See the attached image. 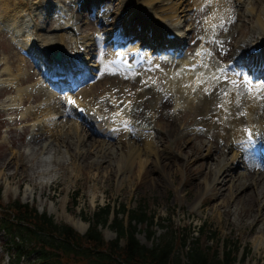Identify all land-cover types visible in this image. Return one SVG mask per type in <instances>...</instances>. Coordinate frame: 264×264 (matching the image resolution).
Returning <instances> with one entry per match:
<instances>
[{
	"label": "rangeland",
	"instance_id": "374dc122",
	"mask_svg": "<svg viewBox=\"0 0 264 264\" xmlns=\"http://www.w3.org/2000/svg\"><path fill=\"white\" fill-rule=\"evenodd\" d=\"M62 1L64 0H39L41 5H47L48 3H51V5L48 9H43L42 11L27 8L29 12L22 10L16 12V14L19 17L23 15V17H27L31 21L28 28L25 27L31 34H35L37 31L45 35H59L63 32L65 34V30L58 27L63 25V21L54 12L55 3L61 5ZM199 1L201 2L198 3ZM247 1L235 0V12L232 16H234L236 24L239 25L242 18L246 20V24L241 26L236 35L248 34L251 25H255L250 15L245 14L238 18V13L248 10L249 2ZM28 2L34 5L37 0H28ZM176 2L188 5L189 8L184 10L181 17L187 16V18H190L187 23L192 22V26H194V30L190 31L187 23L183 25L185 31V42L183 44L185 43L186 45L192 40L189 37L190 34L199 36L194 46L195 53L201 49L203 35H210L209 31L213 32L210 37L213 36L217 40L220 39L218 35H215L218 30H211L212 28L209 29L205 24L210 8L215 10L219 8V5H222L220 0H214L213 3L207 5V10L202 13H194V11L202 5H206L205 0H177ZM186 4L184 5L187 6ZM226 6L228 5H224V8H227ZM75 8L74 6L71 9L72 13H75ZM85 10H80V14ZM97 10V6L94 7L90 17L94 16ZM261 10L262 8H260ZM13 12L14 10L9 11V13ZM24 13L26 16H24ZM16 14L11 19H14ZM3 18L0 16V21ZM110 19L112 21V17ZM89 20L90 18L83 14V20L80 23L82 26L79 25L74 30L66 29L69 34L82 35L87 40H90L91 36H95L98 41L95 49L92 45H89L81 50L84 53L81 57L83 60H81L80 65L88 72V77L92 79L89 82H81L71 93L82 105L87 103L91 108L94 107L103 111L99 115L103 122H111L112 116L110 114H116V112L131 117L132 109L138 104L135 101L141 93L138 89L141 90L142 87H145V83H149L141 84V81H139L140 78H143L142 74L145 69H139L133 76L139 79L132 81L130 84H127L126 77H128V74H125L123 79L117 77L110 80L105 79L103 74L105 72L109 73V68L107 60H104L103 50L106 48L104 47L105 42H103L102 36L107 33L109 26L101 21L96 22L97 20L94 18V22L88 28L85 24ZM197 22L204 26L202 31L195 26ZM187 25L188 29H186ZM22 28L24 26L18 22L11 23L9 27H4V23H2L0 27V159L1 156L9 154V158L14 160L18 152L21 151V158L17 160L16 165L10 167L0 166V188L2 190L0 202L3 206L11 203L14 199H19L21 202L35 205L38 212L45 211L55 222L66 223L70 226L72 225L67 220L70 218L76 220L79 216L85 223V231L89 226V216L98 207H102L107 203L111 206H116L118 211H121L120 207L122 204L124 205L123 208L128 211L144 205L147 213L154 215L155 220L151 225L144 221H135V236L146 246H152L172 234L177 239V236L181 233L187 236L188 245L196 242L200 248H204L209 254L214 250L221 253L224 247H231L234 250L231 253L235 255L234 264H264V231H255V229L250 231L248 225L237 227L234 224L237 220L236 214H233L234 206L232 204L229 205L232 214H224L223 207L214 210L212 206L215 201L210 200L211 193L198 182L208 176L206 165L207 163L213 164L215 159L211 158L212 155L214 157L218 155V153H214L215 147L221 146L222 151L224 148L226 149L227 146L224 147L225 144L221 145L222 141L220 139H216V144H218L216 146L209 144V152L204 147L201 150L203 157L198 158L194 165L189 167L187 163L189 162L188 159L191 160L192 158V151L188 147L173 146L175 144V136H169L167 123L165 122L161 127V133L157 132L151 138L153 143L158 144L159 149L164 152L165 156L170 157L174 161L167 160L162 167L171 173L172 181H169L164 176L163 171L158 168L152 151L146 153L145 156H148L146 163L138 164L135 168L131 167L121 150L122 147L129 145V133H113L109 128L105 129V134L100 135L98 138L104 140L105 147L117 152L112 156V163H119L122 166L119 170L120 172L117 171L110 175V165L106 161L100 162V158L97 159L98 153H89L84 160L78 159L76 156L73 160V152L68 151L64 143L60 142L56 136L60 132L61 125L59 124L65 123L66 120L74 119L67 114L60 117H57V114L53 115L55 105L62 104L64 96L56 97L58 100L61 98V103H55V99L50 100L51 104L54 105L52 107L53 111L44 110L45 112L42 113L38 110L43 107L44 98L47 94V91L44 90L47 87L45 83L46 77L43 76L44 67L39 55L33 53L27 57L19 52L18 43L16 42L18 38L14 31H20ZM242 30L245 32H242ZM225 35L231 37L232 34L231 32H225ZM57 49L60 50V48ZM188 49L185 50L186 55L179 59L184 63L189 60L188 57L193 56L192 51ZM207 61L211 65L217 59L213 55L209 60H205V62ZM201 73L199 70L182 81L181 87L189 89L185 91L184 95L192 94L196 90L198 86L196 79ZM32 83L34 86L31 89L30 85ZM21 87L26 88L27 92L24 94L21 92V96L25 100L24 103L20 101L18 96L20 93L17 91ZM86 88H88L87 91H85ZM257 88L260 89L257 94L258 98L264 93V80H259ZM48 92L50 93V91ZM148 93H145L144 99L149 96ZM51 94L54 96V93L51 92ZM37 95L38 97H36ZM148 99L151 102L154 98L149 96ZM107 101L112 104L110 107L106 106ZM176 101L179 102L181 109L185 107L182 97L175 93L171 102L175 104L173 105L175 114L178 108ZM137 102H140V98ZM71 107L74 111L73 104L69 108L71 109ZM166 111L167 109L164 107L161 112L165 113ZM51 112L52 116H48ZM96 113L98 114L99 112ZM188 115L187 112H184L175 116L177 117L175 124L183 126L182 130L184 133H188V136L181 138V140L190 139L193 143L205 142L208 139L206 135L209 134V131L206 128L203 129V125H197V127L199 126L198 131L202 132V136H197L196 133L191 132L194 129L192 126L196 123V118L194 114ZM50 117L53 118L54 122L49 119ZM80 123L81 121H79ZM256 123L258 122H253V124ZM72 137L74 151L77 149L83 150L84 147L79 142V137L76 134H73ZM130 140H133L132 136ZM140 142H142V139ZM49 143L53 147H41V145H48ZM171 144L173 152H170V148H168ZM179 150H182L183 156L187 152L188 156L185 160H182L181 157L177 158L176 154H178ZM222 151L220 150V153ZM235 151L237 152L236 149L230 148L225 152L227 156H230ZM90 160H94L95 164H87ZM61 163L64 164L62 165L63 168H60L61 173H59L57 168L60 167L59 164ZM238 163V166L235 163L232 164L233 173L244 171L240 161ZM21 165H24L25 170L34 177L36 180L34 183L28 179L19 180ZM48 169L51 173L48 175L44 174L43 171H48ZM12 172H14V175L11 178H7ZM54 175L57 179L52 180ZM31 188L32 195L29 194ZM225 192L228 191L226 190ZM245 198L247 202L252 200H249L247 195ZM201 199L203 205L199 207V200ZM262 203L264 204V200H262ZM260 206L259 204L258 208ZM246 207L244 204L240 206V215L244 213V210L247 209ZM257 213H259V210H257ZM118 217L124 224H128L129 214L119 212ZM72 227L76 229L74 226ZM200 227H203L204 230H201ZM100 229L105 240L116 237L115 228L114 226L112 227L111 223L109 225H100ZM211 231L216 233V237L213 240L210 238ZM148 232L151 234L149 235ZM7 240L8 236L4 231L0 230V264H38L33 253L25 255L16 262L13 250L11 254L10 251H7L9 246H7ZM123 240V237H120V242H123ZM234 242L235 246H237L236 248L233 246ZM258 243L260 245L257 248L256 245ZM177 247L180 246L177 245ZM187 251V247L176 249L174 256L176 254L182 262H186Z\"/></svg>",
	"mask_w": 264,
	"mask_h": 264
},
{
	"label": "bare ground",
	"instance_id": "6f19581e",
	"mask_svg": "<svg viewBox=\"0 0 264 264\" xmlns=\"http://www.w3.org/2000/svg\"><path fill=\"white\" fill-rule=\"evenodd\" d=\"M77 1L79 0H68L66 3H70V5L75 6ZM104 1L105 2H103V0H81L79 5L85 8L89 6H98L99 10L97 11L96 16H92L93 18H96L97 21L108 23L111 21L110 17H112V22L115 27L125 26L126 29H123L121 38L126 42H130L133 35H138L141 39L150 43L169 41L165 35L167 31H174V33H178L177 36L179 39L178 37L175 38L178 39L177 44L183 43V40H185L183 25L189 22L190 18H187V16L182 18L181 15L184 10L189 8L186 3L184 4L187 6L183 3L180 4V2H176L177 0ZM200 2L201 1L198 3ZM220 2L222 5H219V8H216L215 10L214 8H210L205 24L209 29L212 28L211 30H213L211 25H219L223 20V27L215 28L218 30L215 35H218L221 40H217L216 38H213V36L210 37L213 32L209 31L210 35H203L200 47L201 49L203 48L212 51L218 58L219 62H223L222 60L225 59V64L228 60L234 59V57L241 56L247 58L250 64L245 70L246 72L242 71L245 72V74L241 72V67L236 62L239 67V72L235 73L227 70L229 71L227 72V76L222 79H218L216 77H205L203 79V83H201L199 88L195 91V94L193 92V94L184 95L185 91L189 89L181 87L183 83L182 81L189 77L190 74L193 73V70H196L194 68V64L201 60L200 56H195L193 61H186L190 64V70H183V74H180L175 70H164L160 64L152 62L149 66H144L146 70L142 74L143 78H140L139 81H141V84L145 82L149 83H145V87H142L141 90L138 89L141 93L135 101L138 104H136L135 108L132 109L131 117H127L125 114L121 113H119V115L110 114L112 116L111 122H103L102 119L99 118V115H101L103 111L95 109L94 107L91 108L90 105L84 102L86 107L83 106V108L87 118L82 119V121L80 120L81 123L79 124V122H77L79 121L78 114L76 112L73 113L72 108L70 109L69 107L71 104H75L76 109V106L82 104L78 103L72 95H65V103L63 102L58 106L55 105L53 115L57 114V117H60L67 114L74 120H66L65 123L59 124L61 125L59 129L60 132L57 134L56 138L60 142L64 143L68 151L73 152V160L76 156L78 159L84 160L87 154L98 153L97 159L100 158V162L106 161L110 165L109 173L112 175L122 168L119 163H112V156L117 152L113 149L105 147L104 140L99 139L98 137L100 135H104L105 129L108 128L113 133L123 131L122 125L124 124L123 122L126 121L127 126L124 128V131L125 133L129 132V137L131 139L132 136L133 140L131 141L128 139L129 145L127 147H122L121 150L127 159L126 161L129 162L128 164L135 168L138 164L146 163L148 161V156L146 157L145 155L146 153L152 151L154 158H156L158 168L163 171L164 176L169 181H172L173 177L168 170H165L162 167L166 164L167 160L171 162L174 161L171 160L170 157L165 156L164 152L159 149L158 144L153 143L151 138L152 135L160 132L161 127L165 122L167 123V132L169 133V136H175V144H173V146L188 147L192 151V154L190 153L192 158L191 160L188 159L189 162L187 163L189 167H192L198 158L201 156L203 157L201 150L204 147L206 148L205 150L209 152V144L216 146L218 145L216 144V139H220L222 141L221 145L225 144L224 147L227 146L226 149L224 148L222 151L221 146L215 147L214 153H218V155L217 157L212 155L211 158L215 159L213 164L207 163L206 165L208 176H205L198 182L204 189L211 193L210 200L212 199L215 201V204L212 206L214 210L223 207V213L229 215L232 214V211L229 208V205L232 204L234 206L233 214H236L237 220L234 224L237 227L248 225L250 227L248 228L250 231L253 229H255V231H264V204H261L262 200H264V170L259 164L252 162L248 157L247 152L250 147L246 144L247 136L249 135L246 130H250L251 133L253 132L254 134H259L261 136L264 135V93L260 97L256 98L255 94H257V84H252L249 80L247 82V79L251 75L263 74L264 72V68H262V65H264V1L248 0V10L238 13V18L239 16H244L246 14L250 15V17H252L251 20L255 22V25H251L248 34L242 33L240 35L236 34H238L241 26L246 24V20L242 18L241 23L239 25L236 24L233 18L234 16H232L235 12V0H220ZM49 5L50 3L47 5H33L27 3L26 0H0V16L4 17L3 20L0 21V27L2 23H4V27H9L11 23L16 22L23 25L24 28L20 31H16L15 33L18 37V41L16 42L20 44V47L27 46L30 53H36L42 56L46 63H51L52 57L50 56V50L57 47H60L62 51L65 50L69 53L79 52V49L75 47L78 42H81V44L85 43L87 46L92 45L94 49L96 48L98 41L95 36H91L90 40H87L84 36H71L69 34H64V32L59 35H45L43 33H39V31L35 34H31L27 31L28 29L24 30L25 27L28 28L31 21L27 17H23V15L19 17L16 12H20L22 10L28 11V9H47ZM224 5H228L226 6L227 8H224ZM260 5L261 7H259ZM202 8L204 9L203 11H201ZM260 8H262L261 11ZM10 10H14V12L9 13ZM206 10L207 6L202 5L199 8H196L194 13H202ZM15 14V18L11 19ZM213 14L214 18H212ZM75 15L77 17H72V19L76 21L73 23L77 26L79 23L78 19L81 18V14L78 11ZM24 16H26V14ZM208 20L211 22H206ZM93 22L94 19H90L86 22L85 26L90 28V24ZM147 23L150 24L151 27L148 26ZM187 24L189 25V30L193 31V23L191 22ZM136 25L140 26L139 30H136ZM188 25L186 29H188ZM195 26L200 31L204 29V26L199 22H197ZM111 30L115 31V28ZM111 30L108 34H103L105 35L103 37V41H108L112 34L115 35L116 38L119 37V33H112ZM225 32H231V37L225 35ZM242 32L245 31L242 30ZM189 37L192 38V40L187 43V48L191 51L199 39V36L190 34ZM171 42L172 45L173 43H176L175 41ZM253 45L260 47L261 52L258 57L248 54V49ZM39 47H41L42 50ZM103 53L104 56L109 55L108 67L110 70L109 73L105 72V74H103L105 79L110 80L114 77L123 79L124 74H129V76L126 77L127 84L139 79L132 76L135 75L134 73L137 68L125 71L110 63L109 58L112 54L111 49H104ZM67 61L71 60L67 59ZM225 64H223V69L225 68ZM258 66H260L261 69H259ZM66 70L70 71L69 68ZM45 71H48V68H45ZM82 76L84 75L82 74ZM248 83L250 85L249 88H247ZM57 85L62 86L63 84L59 82ZM33 86L34 85L32 83L30 88L32 89ZM87 89L88 88H86L85 91H87ZM44 90L47 91L44 98L45 102L42 105L43 107L38 109L42 113L46 110H52V107H54L50 101L51 99H54L53 94L48 92L49 88L47 87L44 88ZM17 91L20 93L18 94L20 101L24 103L25 100L21 94L27 93L26 88L21 87L18 88ZM147 92H149V96H153V101L149 102V96H146L144 99V95H146L145 93ZM175 93H178L179 96L182 97L185 104V107H182L183 109H181L179 102L176 101V106L178 107L176 114L180 115V113L184 112H187L189 115L194 114L196 123L192 126L194 129L191 132L196 133L197 136H202V132H197L195 129L198 123L202 124L203 127L209 131V134L206 135L208 139L205 142L193 143L190 139L181 140V138H186L188 133H184L182 130L184 128L183 126L175 124L177 118L175 117L176 114L173 110V105L175 104L171 103ZM36 97H38V95ZM139 98L140 102H137ZM69 100H72L75 103H68ZM56 102L61 103V98L59 100L56 98L55 103ZM106 103L107 107L112 105L108 101ZM164 107H166L167 111L162 113L161 111ZM96 112L99 113L97 114ZM241 113H244V115H241ZM51 114L52 112L49 113L48 116H52ZM49 119L53 120L52 117ZM254 121L258 123L253 125L252 123ZM61 129H63L62 132ZM73 134H76L79 137V142L84 147L83 150L77 149L74 151L72 145L73 140L71 139L73 138ZM141 139L142 142H140ZM260 142H263V140L260 139ZM41 147L50 148L53 146L49 143L48 145L43 144ZM234 147H239L240 151H235L230 156H227L225 151ZM168 148H170V152H173L172 144L169 145ZM220 150L222 151L221 153ZM181 151L182 150H179L178 154H176L177 158L181 157L182 160H185L188 156L187 152L183 156ZM20 158L21 151L18 152L14 160L9 158V154L1 156L0 166L10 167L12 165H16L17 160ZM239 161L240 164L243 165L244 171L241 173H233L232 164L235 163L236 166H238ZM63 164L64 163L59 164L60 167L57 168L59 173H61L60 168H63ZM87 164L94 165L95 161L90 160ZM43 172L47 175L51 173L49 169L48 171ZM13 175L14 172H12L7 178H11ZM19 176V180L28 179L32 183L36 181L34 177H32L31 174L25 170L24 165H21V174ZM55 179L57 178L54 175L52 180ZM226 190L228 192H225ZM29 194H33L32 188L29 191ZM246 195L249 200L252 199L251 202L246 201ZM243 204L247 206V209H245L244 213L240 215L239 209ZM259 204L261 206L258 208ZM202 205L201 199L199 200V207ZM257 210H259V213H257ZM67 222H69L77 230L81 232L84 231L85 223L79 216L76 220H72L70 218ZM259 245L260 243H258L256 247L258 248Z\"/></svg>",
	"mask_w": 264,
	"mask_h": 264
},
{
	"label": "trees",
	"instance_id": "16d2710c",
	"mask_svg": "<svg viewBox=\"0 0 264 264\" xmlns=\"http://www.w3.org/2000/svg\"><path fill=\"white\" fill-rule=\"evenodd\" d=\"M123 207L122 204L121 211L109 203L98 207L89 216L85 232L80 233L66 223L55 222L45 211L38 212L35 205L14 199L5 206L0 202V230L8 236L7 251L11 254L13 250L16 262L33 253L38 264H234L231 247L209 254L196 242L188 245L187 236L181 233L177 239L172 234L152 246L144 245L135 236V221L151 225L154 215L148 214L144 205L132 211ZM119 212L129 214L128 224L120 220ZM110 223L116 237L105 240L100 225ZM215 237L216 233L211 231L210 238ZM184 247L188 248L186 262L174 256L176 249Z\"/></svg>",
	"mask_w": 264,
	"mask_h": 264
},
{
	"label": "snow or ice",
	"instance_id": "6c2138e0",
	"mask_svg": "<svg viewBox=\"0 0 264 264\" xmlns=\"http://www.w3.org/2000/svg\"><path fill=\"white\" fill-rule=\"evenodd\" d=\"M213 2H214V0H205L206 6L207 5H210ZM203 10L204 9L202 8L201 11H203ZM212 18H214V14H213V17ZM206 22L210 23L211 21L208 20ZM211 26L213 27V29H215L216 27H223V20L221 21V23L219 25L212 24ZM68 103H75V102L72 101V100H69ZM115 115H119V113H116ZM241 115H244V113H241ZM123 123L125 124V126H127V122L126 121L123 122ZM246 131H248L249 138H251V135H252L251 131L250 130H246Z\"/></svg>",
	"mask_w": 264,
	"mask_h": 264
}]
</instances>
